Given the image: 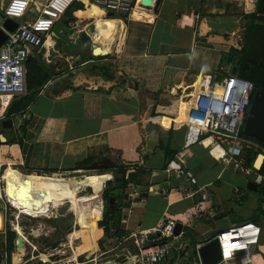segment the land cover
<instances>
[{
    "label": "crops",
    "instance_id": "obj_1",
    "mask_svg": "<svg viewBox=\"0 0 264 264\" xmlns=\"http://www.w3.org/2000/svg\"><path fill=\"white\" fill-rule=\"evenodd\" d=\"M255 5L256 0H156L153 6L145 7L151 17L141 16L135 19H128L123 14L114 16V13L105 11L111 15L107 18L119 20L106 18L103 21H120L121 24L118 25L124 26L122 35L113 39L111 28L105 36L95 38L98 45L96 40L93 45L99 48L97 55H101L102 48L107 54L102 60L98 59L102 55L92 59V45L87 52L75 49L78 55L73 61V65L77 67L81 64L92 65V71L99 75L95 74L84 80L79 76L70 79L79 72L78 68L76 71L65 72L54 70L51 79L25 112L12 114L11 119H8V114L0 122V167H14L24 179L23 169L31 173L89 170L79 168V164L93 158L91 168L96 163L110 159L109 166L103 169L107 173V180L111 179V173L116 175V167H124L128 173L147 171L145 176L138 174L139 185L129 184L128 197L125 196L122 206L121 227L127 235L153 232L165 216H171L182 224L185 235L181 240L186 244V249L182 252L173 251L169 259L161 264H181L182 260L189 257V251L194 260V244L209 240L223 228L247 221L261 226L260 243L250 258L239 257L227 264H264V192L259 197L254 190L249 189V185L248 190L252 194L247 193L242 185L231 182L226 177L230 167L223 166L218 161V156L208 151L209 140L192 142L187 137L194 97L211 76L222 75L220 67L226 66L223 64L224 53L241 47L240 40L246 23L242 14L254 11ZM84 10L85 8L75 10L74 16L68 18L70 20L65 18L68 17L67 14L57 23L67 25L70 35L66 37L63 30H55V26L48 48L54 47L53 40L61 42L68 49L72 48L71 40H76L78 36L79 39L86 40L82 32L91 38L86 41L94 39V32L90 30L93 31L91 25L95 27V22L83 23L85 17H81V13ZM226 10L229 12L224 14ZM215 12L219 14H213ZM71 21L75 24L73 27L70 26ZM40 55L44 61L43 48L31 57L38 58ZM81 57L86 61L75 65ZM97 65H103L106 69H97ZM8 120H12L13 124L4 127L3 123ZM7 132L10 134H6ZM1 135L5 137L4 142ZM171 162L178 163L181 170H168ZM187 169L196 175L200 185L207 187L210 197L208 201L181 195L180 188L188 185L184 173ZM8 173L3 178L6 186L8 182L5 178ZM50 177L56 179L51 188L53 193L61 199L66 198V202L76 203V197L81 193L76 183L74 191L67 193V186H63L61 180L57 181L62 175ZM22 181L26 189L21 195L28 200V182L26 179ZM90 181L92 182V178ZM251 181L255 182L253 177ZM78 184L81 187L84 185L82 182ZM258 186L259 184L257 190ZM97 187L101 189L102 186ZM165 189L169 193L167 196L162 194ZM236 189L240 190L242 196L235 194ZM199 207H221L223 217L199 219ZM32 210L33 208L29 209ZM74 215L76 223L82 214L78 216L74 212ZM54 218L61 221L60 219L68 217L58 214ZM103 218L101 215L99 222ZM96 219L99 220V216L95 218L93 215L92 221L80 223L82 230L70 232L66 245L68 248H72L80 235L85 238L82 245L74 248L72 263H79L78 257L84 254L92 256V249L87 242V230L96 251L100 248V240H105L104 228L98 222L101 235L97 246L92 232ZM73 220L74 216L71 221ZM8 228L6 223H0V264H43L41 256L46 258L47 255L32 242L24 240V247L18 248L19 233H24L22 228L17 231L15 226L10 227L17 233V238L15 248L9 255ZM32 228L35 233H30L31 228L28 233L35 237L39 230ZM44 234L48 236V233ZM117 241L108 252L115 247L117 252L133 248L132 243L119 246V240ZM81 252L84 254L81 255ZM93 262L98 263V260ZM132 263L133 261L112 262Z\"/></svg>",
    "mask_w": 264,
    "mask_h": 264
},
{
    "label": "built area",
    "instance_id": "obj_2",
    "mask_svg": "<svg viewBox=\"0 0 264 264\" xmlns=\"http://www.w3.org/2000/svg\"><path fill=\"white\" fill-rule=\"evenodd\" d=\"M3 12L5 18L10 17L17 22L14 31L3 28L7 39L0 47V122L9 114L13 102L27 93V62L42 48H48V42L56 24L67 15L76 2H81L87 9L89 4H96L108 13L123 14L131 18L138 0H5ZM70 22V26H74ZM232 64L220 67L221 76L213 75L203 85V89L194 97L192 121L188 126V141L198 142L209 140L207 149L218 156V161L225 167L253 176L254 181L261 185L264 176L248 163L247 151L254 149L264 154V148L254 141L244 138L245 122L255 94L253 82L231 73ZM181 170L175 162L169 164L168 170ZM188 185L180 188L184 197H200L209 200L206 186L199 183L196 175L189 169L184 171ZM103 192V191H102ZM164 196L169 193L165 189ZM235 194L242 196L240 190ZM224 213L221 207L203 209L199 207L197 216L217 218ZM178 221L165 216L153 232L143 231L131 233L119 240V246L132 243L134 253L125 255V260L133 258L132 264H161L166 262L173 251L182 252L186 244L182 242L185 235L182 229L176 234ZM31 228V234H34ZM262 228L253 221L223 228L209 240L199 241L195 245L194 262L203 264L199 249L213 239H217L221 251L218 264H227L239 257L250 258L255 247L260 243ZM37 235V234H36ZM155 235L152 239L151 236ZM25 242L28 238L23 234ZM127 249V248H126ZM48 258L47 256H45ZM48 260V259H47ZM96 261V259H92ZM85 260L77 264H89ZM50 261V260H49ZM51 262V261H50ZM53 263V262H51ZM97 263V262H95Z\"/></svg>",
    "mask_w": 264,
    "mask_h": 264
},
{
    "label": "rangeland",
    "instance_id": "obj_3",
    "mask_svg": "<svg viewBox=\"0 0 264 264\" xmlns=\"http://www.w3.org/2000/svg\"><path fill=\"white\" fill-rule=\"evenodd\" d=\"M4 2L6 1L0 0V23H2L3 21L2 15H3V3ZM93 9L94 7H91L89 8L87 12L81 13L82 16L81 14H79L81 17H85V19L83 18L84 19L83 23L92 22L93 20L95 22V27L94 25H91L93 28V31L92 29L90 31L92 33L94 32V36H93L94 39L91 42H88L83 39H79L78 38L79 36H78L76 40L74 41L71 40L70 45H72V48L74 49L72 48L68 49L66 45L62 44L61 42L57 40L52 41L54 45L53 48H43L44 61L46 62V64H51L54 66L53 71L55 70V72H60V71L65 72V71L74 70V69L76 71V69L78 68L77 71L79 72H76L73 78L70 77V79H75L77 76H79L82 78V80H84L85 78L88 79L89 77H92L93 75L98 74L97 72L92 71L91 69L92 65L81 64V65H78V67L73 65V61L77 58L78 51L79 50L84 51V52L89 51L91 49V46L93 45L95 38L97 39V37L99 36L100 37L105 36L106 34L110 32L111 28H112L111 30L112 38L116 39L120 37L123 33L124 26L118 25V24H121L120 21H114V22L109 21V23H105L103 20H105L107 17H110L111 15L109 16L107 13L106 14L100 13L99 15ZM118 15L119 14L115 13L114 16H118ZM65 18L68 19L69 15L68 17L66 16ZM88 18H94V19H88ZM110 19L111 18H107V20H110ZM55 30H58V31L63 30V34L66 37L70 35V29L67 27V25H63L62 23L57 24L55 27ZM242 38L240 40V44L242 43ZM75 49H77L78 51ZM91 52L93 53V50H91ZM103 57L104 55H102V57L98 59L102 60ZM193 104H194V100H193ZM8 133L10 134V132H7L6 134ZM18 172H19L18 169L12 166L9 168L7 166L0 167V223L2 222L4 223V225L6 223V225L11 228H14L16 224L19 225L23 229V233L28 238L29 242H32L33 244H35V246L42 253L47 255L48 258H43L44 256H41L42 258L40 260L44 259L50 264L51 262H53L54 264H74L71 262V260L75 257L74 248L78 245H82L84 243L85 238L81 237L80 235V237L75 240V243L72 245V248H68L66 245L69 242L70 232L76 229H80V230L83 229L82 224H80L81 221L78 220V222L76 221L75 223L76 219L74 215V212H76L77 215L80 216L82 214L83 208L78 209L76 211V209L74 208V206H72L71 203L61 201V198L57 194L53 193V190L51 189L54 187L56 179L51 178L50 175L52 176L58 175V174L62 175V177L59 178L57 181L60 182L61 180V182L63 183H65L66 180H68L66 179L67 177L75 176V182L77 183L82 182V184L88 183L86 189L80 193V196L82 197V196L90 195L92 192L94 194V197L96 198L99 196L96 190L99 191L100 189V187H97V185L102 186L101 188H103V191H104L108 185V181L114 180L115 175L111 173L110 175L111 179L107 181V177H106L107 173L103 169L101 170L89 169V170H80V171H73V172H57V173H44V172L31 173L30 171L23 169L22 170V172L24 173L23 177L24 179H26V182H28L27 190H29V192L26 191V195L30 196L28 200L26 199L24 201L23 207L25 210H29L30 208H33V210L30 211L32 212V214L26 215L24 213H21L14 206H12L10 202V198H12L11 200L17 199L14 197L15 192L17 193L20 192L19 193L20 195L25 193L24 190L26 188L23 187V184L21 183L23 182L22 180L24 179L18 175ZM7 173L8 175L6 176L5 179L8 182V186H6V184L3 182V178L5 177ZM226 175H227L226 177H228V179L231 180V182L242 185V187L247 193L252 194V192L248 190V185L253 176H249V175H245L240 172H237L231 166L229 168V171L226 173ZM91 178H92V182L90 181ZM254 192L259 197L263 195V191L261 188ZM81 197H80V200L83 199ZM97 203L98 202L96 203L93 202L94 216H95V212L98 213V209H99V207L97 206ZM43 205L45 206L48 205V206L43 207ZM51 211L56 213L57 215L59 214V216L64 215L68 217L67 219L69 220L65 222L64 224L58 223V221H55L57 219L54 218V216L52 217L47 216L51 213ZM73 216H74V220L71 221ZM97 216H99V220L96 219L94 223V227L92 229L96 244L98 242L99 236L101 235V231H99V228H98V222L101 220V215L98 214ZM32 227H35L37 228V230H39L37 236L35 237L30 236V234L28 233L29 229ZM44 233H48V236H45ZM55 234H58V237H55ZM47 237H50L53 240V242H56V240H59L61 243L55 249H51V247H48L46 245V242L44 241ZM195 238H197L196 235H195ZM117 243H118L117 239L108 238L107 240L104 241L103 245L99 244L100 248L98 249L97 252H95L92 255V258L98 261L100 260L107 261V258L113 255V253L117 252L118 249H116L115 247L112 249V251L108 252V250L111 249L112 246L116 245ZM190 252L191 251L188 252L189 257L187 256L188 258L182 260L181 264H197L192 259L193 254L192 256H190L191 255ZM82 254H84V252H81V255ZM85 260H86L85 254L80 256V258L78 257L77 259L79 263H82ZM39 263H41V261Z\"/></svg>",
    "mask_w": 264,
    "mask_h": 264
},
{
    "label": "trees",
    "instance_id": "obj_4",
    "mask_svg": "<svg viewBox=\"0 0 264 264\" xmlns=\"http://www.w3.org/2000/svg\"><path fill=\"white\" fill-rule=\"evenodd\" d=\"M230 6V4H228ZM228 9L227 7H224ZM84 9V5L81 2H77L73 5V7L68 11L69 16H74V11ZM229 10V9H228ZM225 11L224 14L229 12ZM4 14V12H3ZM213 14H219V12H215ZM243 18L246 20L243 32V39L240 48H233L229 52L224 53L223 64H233L239 67L238 75L242 78H245L251 82H253L255 86V92L258 90L264 91V0H256L255 10L252 12H244ZM76 18V17H74ZM73 20V18H72ZM55 35L53 34V37ZM92 59H97L92 53H90ZM86 59L81 57L78 61L75 62V65L81 64L85 62ZM97 69L104 70L106 69L103 65H97ZM53 67L51 65H47L45 61L42 59V55L38 58L30 57L27 62V94L17 98L12 106L9 109L8 119L12 118V114H22L27 110L31 102L35 99V97L39 94L45 84L51 79ZM242 136L244 138L250 139L255 143L259 144L262 148H264V143L261 141L250 137L242 132ZM262 149H259L261 152ZM259 152L254 149H249L247 151L248 163L250 166L254 167V162L259 155ZM94 159H87L79 164V168L83 169H91L90 165ZM115 179L109 180L106 189L103 191L101 188L97 193L102 192L97 198L94 197V194L91 192L90 195L82 196L83 199H93V202L97 203L99 207L98 213L95 212V217L98 214L103 215L104 218L101 222H99V226L104 228L105 231V240L106 238H117L118 240L122 239L127 235V232L121 227V219H122V206L125 200V196L128 193L129 184L134 183L139 185L140 183L137 180L138 174L147 175V171L138 170L133 173H128V171L124 167H116L115 169ZM260 174L264 176V164L259 171ZM70 181H66L67 185V193L69 191H74V185L79 187V192H82L86 189L87 186L81 187L77 182H75L74 177H67ZM262 189L264 192V182L258 186V190ZM96 199V201H95ZM114 199L113 204H111V200ZM223 217L219 215L217 218L220 219ZM58 223L64 224L68 221L67 218L60 219ZM254 220V219H253ZM255 221V220H254ZM55 237H58V234H55ZM17 238V233L11 228H8L7 231V242H8V253L11 254L12 250L15 248V240ZM105 240H100L99 244L103 245ZM46 245L51 247V249H55L61 242L53 240L50 237H47L45 240ZM196 244H194L195 247ZM43 264H49L46 260H41Z\"/></svg>",
    "mask_w": 264,
    "mask_h": 264
},
{
    "label": "water",
    "instance_id": "obj_5",
    "mask_svg": "<svg viewBox=\"0 0 264 264\" xmlns=\"http://www.w3.org/2000/svg\"><path fill=\"white\" fill-rule=\"evenodd\" d=\"M152 1L153 0H143V2H146L147 4H150ZM2 17H3V21H2V23H0V47L3 45V43L7 39V34L3 30V28L12 32L18 26L17 22L14 21L13 19H11L10 17L5 18V19H4V16H2ZM82 35H83L84 39H86V40L91 39L85 32H82ZM97 50H99V48L98 47L96 48L95 45H93V55L94 56H101V55L96 54ZM103 55H107V54H103ZM238 71H239L238 66H233L231 69V73L233 75H237ZM12 124H13L12 120H8V121H5L3 123L4 127L11 126ZM244 133L246 135L253 137V138L261 141L262 143H264V91L263 90H258L254 94L252 104H251L249 111H248V114H247L245 127H244ZM1 140L3 142L5 141V137L3 135H1ZM260 159H261V161H260ZM108 162H111L110 159H105L101 163H96V164L92 165L91 169L92 170L104 169V168L109 166ZM263 164H264V154L260 153L254 162V168L256 170L260 171ZM249 189L256 191L257 190V183H255L253 181L249 182ZM101 193L102 192H100L98 194L100 195ZM127 197H128V195L126 194V198ZM113 202H114V199L111 200V203H113ZM79 204H82L86 209L91 210L92 208H94L93 202L89 201V200H84L82 202H79ZM47 216L48 217H52V216L58 217V215L52 211ZM182 228H183L182 224L178 223L177 227H176V234L177 235L181 233ZM151 238L154 239L155 235H152ZM17 241H18V248H23L25 243H24L23 235H21L20 233H19ZM128 253L133 254L134 253L133 248L119 250L116 254L109 256L107 258L106 262H109L108 264H112V262L116 263L117 261L124 259L125 255H127ZM199 254H200V258H201V261L203 264H218L221 260V251H220L218 240L213 239V240L209 241L207 244H205L203 247H201L199 249ZM85 258H86V260H92L93 259L91 255H85ZM106 262H104V260L103 261L100 260V261H98V264H103V263L106 264ZM89 264H96V263L92 261Z\"/></svg>",
    "mask_w": 264,
    "mask_h": 264
},
{
    "label": "bare ground",
    "instance_id": "obj_6",
    "mask_svg": "<svg viewBox=\"0 0 264 264\" xmlns=\"http://www.w3.org/2000/svg\"><path fill=\"white\" fill-rule=\"evenodd\" d=\"M155 1L156 0H153L150 4H147L146 2H143V0H138L137 4L135 6V9H134V14H133L132 18L135 19V18H139L141 16H143V17H151V14L145 10V7H147V6H150V7L153 6L155 4ZM91 7H94L93 10H95V12L98 13L99 15H100V13L101 14H103V13L106 14L105 10L102 7H100V6L96 5V4H89L88 5V8L84 10V13L87 12L89 10V8H91ZM79 14H80V12H79ZM114 19L119 20L117 18H111L110 20H114ZM105 40H106V38H105ZM95 42H97L96 45H98V41L96 40ZM95 42H93V43H95ZM99 42H103V41H99ZM106 42H108V41H106ZM104 50L105 49H103V48L100 49L101 55L105 54L104 53ZM260 161H261V159H260ZM65 185L67 186L69 184L63 183V186H65ZM86 185L87 184L84 183V186H86ZM14 197L17 198V199L16 200H11L12 198H10V202H11L12 206H14L16 209H18L21 213H24L26 215H31V212L29 210H25L24 207H23V203L26 200L25 199V196L24 195H20L19 193L15 192L14 193ZM80 197L81 196H80V193H79L77 195V197H76V203L72 204V206H74V208L76 209V211L78 209H82L83 208L82 215L80 217L81 222H83L85 220L92 221L93 215H94L93 208L91 210L90 209H86L82 204H79V202L84 201V200H80ZM66 200H67L66 198L61 199V201H63V202H66ZM86 200H89V201H92L93 202V199H86ZM15 229L18 231V230L21 229V227L16 224L15 225ZM87 242H88L89 248L92 249V253L91 254L93 255L97 251L95 249H93L94 248L93 247V242H92V239L90 237V234H89L88 230H87ZM120 261L121 262L122 261L123 262H126V261H134V259L133 258H129L126 261H124V260H120ZM96 264H98V263H96Z\"/></svg>",
    "mask_w": 264,
    "mask_h": 264
},
{
    "label": "flooded vegetation",
    "instance_id": "obj_7",
    "mask_svg": "<svg viewBox=\"0 0 264 264\" xmlns=\"http://www.w3.org/2000/svg\"><path fill=\"white\" fill-rule=\"evenodd\" d=\"M82 200H86V199H82ZM79 221H81V220H79Z\"/></svg>",
    "mask_w": 264,
    "mask_h": 264
}]
</instances>
